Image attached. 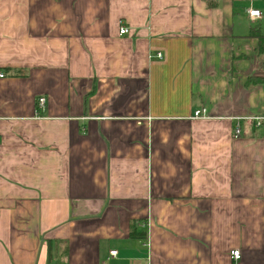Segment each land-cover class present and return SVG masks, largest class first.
Wrapping results in <instances>:
<instances>
[{"label":"crops","instance_id":"crops-1","mask_svg":"<svg viewBox=\"0 0 264 264\" xmlns=\"http://www.w3.org/2000/svg\"><path fill=\"white\" fill-rule=\"evenodd\" d=\"M258 24L264 0H0V264H264Z\"/></svg>","mask_w":264,"mask_h":264},{"label":"built area","instance_id":"built-area-1","mask_svg":"<svg viewBox=\"0 0 264 264\" xmlns=\"http://www.w3.org/2000/svg\"><path fill=\"white\" fill-rule=\"evenodd\" d=\"M247 14H248V17L253 21L260 20L262 18V13L256 9H252V8L248 9ZM126 32H127V29L124 26L120 27L119 34H124ZM157 57H160V54H157ZM3 77H4V74L0 71V78H3ZM44 102H45V99L43 97H39L37 100V103L39 106H43ZM198 115L199 113L196 112L194 116H198ZM247 120L250 123H252L255 127L264 126V115L250 117V118H247ZM232 134L234 137L239 136L240 129L238 125L233 128ZM115 254H116V251L110 252L111 256H115ZM230 258L233 261L238 260L240 258V251L238 249L230 251ZM101 264H104V263H101Z\"/></svg>","mask_w":264,"mask_h":264},{"label":"trees","instance_id":"trees-1","mask_svg":"<svg viewBox=\"0 0 264 264\" xmlns=\"http://www.w3.org/2000/svg\"><path fill=\"white\" fill-rule=\"evenodd\" d=\"M251 37H255L258 40V53L264 62V32L262 30V25L258 24L252 27L250 34ZM139 222V221H138ZM137 221H132L130 224V237L132 238H139L145 240L147 237V231H138L136 225ZM143 223L146 224V221Z\"/></svg>","mask_w":264,"mask_h":264}]
</instances>
